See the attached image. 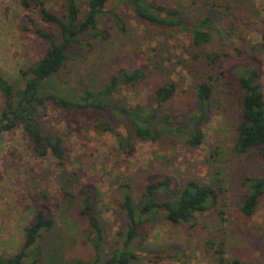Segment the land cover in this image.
I'll use <instances>...</instances> for the list:
<instances>
[{
  "label": "rangeland",
  "instance_id": "1",
  "mask_svg": "<svg viewBox=\"0 0 264 264\" xmlns=\"http://www.w3.org/2000/svg\"><path fill=\"white\" fill-rule=\"evenodd\" d=\"M44 1L49 11L61 15L64 0ZM147 1L177 7L189 23L211 18L212 42L195 47L187 33L144 22L128 3L114 0L107 11L122 16L126 32H119L108 14L103 16L99 26L109 38L81 35L88 46L70 50V59L46 83L44 91L75 99L86 90L103 88L120 68H143L148 74L145 81L123 86L112 100L141 110L157 87L173 82L176 96L164 113L189 117L196 111L197 85L211 80L213 115L204 129L203 143L193 146L186 137L176 134H166L157 142L133 135L135 149L127 158L119 150L115 135L94 127L85 117L80 118L81 131L71 132L64 111L48 106L39 119L41 128L47 135L58 134L64 139L71 160L59 166L53 156H39L22 126L2 135L0 255L20 252L24 230L34 219L44 194L50 199L55 226L41 239L42 259L36 264L93 263L88 223L80 216L77 201H66L59 180L60 176L69 179L70 174L78 172L80 185L73 187L74 194L79 193L80 186L95 188L97 212L106 229V257L123 248L119 233L124 231L126 219L120 214V204L126 191L139 201L147 183L173 176L180 183L197 181L214 187L218 202L208 212L198 214L193 227L173 224L164 217L146 222L142 230L147 236L133 243L130 250L135 258L128 264H230L234 259L264 264V195L253 217L241 212L248 193L243 181L246 177H264V159L256 152L240 154L235 150L240 95L207 61V54L224 55L225 66L234 74L259 67L264 86V0ZM26 14L20 0H0V71L18 86L23 85L20 71L38 61L48 48L36 29L57 32L54 25L32 13L29 17L34 22L26 30L22 27L28 22ZM253 55L259 63L250 59ZM4 107L0 93V114ZM124 122L132 133L130 122ZM221 243L224 262L217 254Z\"/></svg>",
  "mask_w": 264,
  "mask_h": 264
},
{
  "label": "trees",
  "instance_id": "2",
  "mask_svg": "<svg viewBox=\"0 0 264 264\" xmlns=\"http://www.w3.org/2000/svg\"><path fill=\"white\" fill-rule=\"evenodd\" d=\"M114 0H64L61 15L49 11L44 0H20L27 12L28 22L22 27L29 30V23L35 14L45 23L57 28V32H46L40 28L37 34L44 39L48 48L45 53L28 69L20 71L23 85L10 82L0 71V93L5 99V107L0 114V138L22 126L31 141L35 153L41 157L53 156L59 166L69 164L71 158L64 139L58 135H47L40 125L42 111L48 106L63 110L65 121L71 132H80V118H87L94 127L115 135L119 141V150L127 158L133 156L136 139L157 142L166 134H176L187 138L193 146L201 145L205 138L204 129L213 115L214 87L211 80L203 81L196 88V111L192 116L164 113L165 107L176 96L177 86L170 82L157 87L149 97L146 108L131 110L112 100L113 95L123 86H136L145 81L147 72L143 68L134 70L118 69L112 74L105 86L99 90H86L75 99L62 97L56 93L44 91L46 83L52 80L70 59V50L88 43L81 39L83 34L107 40L109 34L100 29L101 19L109 15L114 26L121 33L126 32L122 16L115 11H107ZM128 3L136 15L144 22L171 29L178 33H187L195 47L209 45L213 39L212 20L207 17L201 22L189 23L184 13L175 6H166L147 0H119ZM264 47V44H263ZM224 55L207 54V61L221 73L227 86L236 88L240 95V113L237 122L235 150L240 154L256 152L264 159V86L262 70L249 67L238 73L231 72L224 64ZM228 58V55L225 54ZM252 61L259 63L257 56ZM236 71V70H235ZM124 121L130 122L132 133ZM70 178L59 177L65 189L67 202L77 201L80 216L88 223V240L94 250L92 264H128L135 254L130 250L136 240L147 236L143 232L146 222L157 221L164 217L173 224H185L193 227L197 215L206 213L219 200L217 189L197 181L180 183L173 176H165L146 184L139 201L126 191L120 204V214L126 219V226L119 235L123 238V248L106 257L104 254L106 229L97 212V196L91 185L79 187V173L70 174ZM2 178L0 175V182ZM78 184L79 193L74 194L73 187ZM243 186L247 196L241 205L246 217H253L264 195V177H246ZM129 188V187H127ZM77 190V192H78ZM42 203L36 208L34 219L24 230V242L19 253L10 256L0 255V264H36L42 259L40 242L44 234L55 226L50 199L42 195ZM221 243L217 251L220 261L224 262V249ZM72 264H85L75 261ZM230 264H245L234 259Z\"/></svg>",
  "mask_w": 264,
  "mask_h": 264
}]
</instances>
